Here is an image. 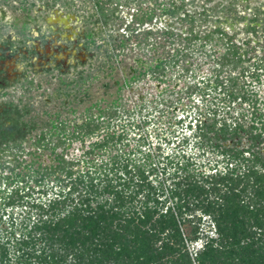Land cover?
<instances>
[{
    "label": "trees",
    "instance_id": "obj_1",
    "mask_svg": "<svg viewBox=\"0 0 264 264\" xmlns=\"http://www.w3.org/2000/svg\"><path fill=\"white\" fill-rule=\"evenodd\" d=\"M164 11L175 14L167 7ZM154 14L153 8L145 12L142 25ZM257 21L251 18L246 31L257 34ZM164 33L176 34L172 29ZM236 34L216 26L200 35L192 27L186 38L224 42L222 56L231 55L236 66L250 52L245 45L252 41L239 43ZM176 48L170 60L162 59L145 72L166 63L177 65L186 46ZM260 60L264 65V58ZM169 71L158 79L168 82ZM142 73L139 70L138 76ZM263 76L264 69L252 75L251 83H262ZM136 77L126 79L118 90ZM228 78L227 93L234 86L241 88L238 75ZM216 80L214 86H227V79ZM245 94L250 108L245 107L242 116L249 115V125L246 120H237L234 128L224 121L218 130L210 122L199 125L194 137L206 139L211 131L216 139L211 142L216 157L206 170L181 148L166 154L160 145L144 149L141 143L125 150L128 142L118 145L124 132L118 137L116 130L101 132L100 124L80 134L83 141L103 136L91 141L78 160L60 152L45 165L35 159L36 151L30 152L29 172H12L5 176L9 185L0 186V264H264V94ZM238 95L232 90L231 96ZM116 103L118 98L112 105ZM27 113L14 102L0 109V150L22 147L33 127L25 119ZM108 115L86 116L81 126L97 120L110 127L114 120ZM57 121H50L52 128L65 122ZM243 136H248V147L242 145ZM44 137L38 136L35 144L50 148ZM228 139H233L231 144L224 143ZM51 148L56 151V146ZM26 175L35 177L33 185L25 181ZM19 181L25 184L12 186ZM16 207L21 209L18 215ZM198 240L202 244L196 247Z\"/></svg>",
    "mask_w": 264,
    "mask_h": 264
},
{
    "label": "rangeland",
    "instance_id": "obj_2",
    "mask_svg": "<svg viewBox=\"0 0 264 264\" xmlns=\"http://www.w3.org/2000/svg\"><path fill=\"white\" fill-rule=\"evenodd\" d=\"M165 7L175 14L165 12ZM151 8L153 20L142 25L144 13ZM254 17L258 19L257 34L246 31ZM216 26L237 33L239 43L252 39L245 45L250 52L243 48L246 58L236 66L231 55L222 56L224 42L186 38L192 27L203 35ZM167 29L175 36L166 35ZM148 31L152 34L147 35ZM183 46L186 50L177 57V65L166 63L145 72L162 59L170 60L176 47ZM263 58L264 0H0V109L9 102L27 108L25 119L33 126L22 147L0 150V186L9 185L5 176L12 172H29L30 152L36 151L35 159L45 165L53 163L60 152L80 159L89 143L103 136H88L83 141L80 134L98 124L101 132L116 130L117 137L124 132L118 145L128 142L125 150L141 143L144 149L160 145L166 154L181 148L202 165L200 170H206L216 157L211 146L216 139L211 131L206 139L194 137L199 125L210 122L216 130L224 121L232 122L233 128L237 120L249 125V115L242 116L245 107L250 108L243 94L247 92V98L255 92L264 94V76L262 83H251L252 75L264 69ZM139 70H143L140 76ZM164 70H172L165 77L171 78L168 82L158 79L165 76ZM219 70L223 72L219 74ZM233 75H238L241 88L234 86L227 93L228 77ZM133 76L137 77L129 87L118 90ZM217 76L227 79V86H214ZM232 90L239 95L231 96ZM117 98L118 103L112 105ZM99 108L109 110L112 125L96 120L81 126L86 116H109ZM56 118L57 124L65 122L52 128L50 121ZM41 134L50 148L35 144ZM242 145L249 146L248 136L242 137ZM17 151L20 155L15 157ZM34 180L25 177L32 185ZM25 181L12 186H22ZM14 210L16 215L21 211L19 207ZM202 240L193 244L199 247Z\"/></svg>",
    "mask_w": 264,
    "mask_h": 264
}]
</instances>
